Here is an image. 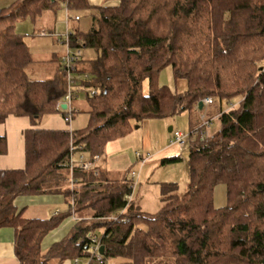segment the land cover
Masks as SVG:
<instances>
[{"label":"trees","instance_id":"trees-1","mask_svg":"<svg viewBox=\"0 0 264 264\" xmlns=\"http://www.w3.org/2000/svg\"><path fill=\"white\" fill-rule=\"evenodd\" d=\"M62 2L71 14L91 19L86 32H69L71 48L95 51L72 72L88 88L89 122L79 130L40 127L50 114L65 115L57 105L67 93L68 74L59 54L36 59L16 30L19 20L35 23L44 12H57ZM168 65L176 79L188 81L185 93L158 84ZM36 68L46 76L33 78ZM85 73L90 77L80 78ZM209 96L227 104L220 127L212 138L188 142V187L178 194L176 183H164L155 214L131 202L120 215L132 179L99 170L71 172L72 144L101 155L110 141L145 119L184 110L193 116ZM11 115L28 116L32 125L24 131L25 167L0 169V228L15 229L20 264L89 260L92 230H103L105 246L103 261L93 264H264V0H120L116 6L13 0L0 10V124ZM190 124L194 128L198 118ZM7 147L0 135V154ZM218 183L227 188L224 207L214 205ZM44 194H63L73 200L75 212H91L90 223L78 222L45 251L44 238L72 209L29 218L15 204L19 196ZM113 214L120 216L108 220Z\"/></svg>","mask_w":264,"mask_h":264},{"label":"rangeland","instance_id":"rangeland-1","mask_svg":"<svg viewBox=\"0 0 264 264\" xmlns=\"http://www.w3.org/2000/svg\"><path fill=\"white\" fill-rule=\"evenodd\" d=\"M13 0H0V10L3 7L11 5ZM62 13V10L60 11ZM74 14V13H73ZM61 15H57L55 18L57 21H63L65 18L60 17ZM73 17V16H72ZM81 21L80 26L83 30L87 31L89 29L91 19L88 15L84 13L80 14ZM43 23L40 21L33 22L31 18H25L19 20L16 24V30L24 34L25 40L30 48V51L33 53V56L37 59H47L50 58L53 54H64L67 52V45L65 43L59 42L52 34H48L46 36L41 35L38 31ZM58 24V23H57ZM59 30L64 31L66 26L64 23H59ZM66 31V30H65ZM81 52L85 58H93L95 56V51L90 48H82ZM37 69V68H36ZM35 70L32 72L33 78H38L39 75L46 76L45 73H38L43 72L41 70ZM37 71V72H36ZM42 77V76H41ZM158 84L160 86L166 85L171 88L172 91L177 93H185L188 89V81L185 78L176 79L172 67L170 65L165 66L162 70H160L158 74ZM144 90H148L147 82L144 83ZM213 97L214 96H209ZM73 105L77 110V118H73L71 121L72 128L71 130H79L83 129L87 126L89 122V113L87 112L86 106V94L84 91H79L78 96L74 99ZM237 102V101H236ZM221 102L217 100L216 107L219 110V105ZM226 103L222 104L225 106ZM213 111L215 108H212ZM204 114L207 118L211 117L212 112L208 109H205ZM213 114H215L213 112ZM61 116L60 113L50 114L46 116L42 120V124L49 119L50 117ZM62 117V116H61ZM152 123V130H158V139L160 144L165 143L168 145L169 150L164 153H156L158 156L153 155L152 153H145L141 147L140 139L142 137V133L144 130L143 123L135 126L127 135L110 141L107 145L113 148L114 153L122 154L127 157V159L118 165V168L115 169L117 172H124L126 169H134L136 171H140L139 177L137 178V184L134 190V193L138 189V184L140 192L142 194L138 197L134 198L135 202H140L141 206L143 207L146 212L150 214H155L161 208L162 202L160 201L161 195V187L164 183H176V193L183 194L187 187L190 180L187 161L189 155V147L188 144L185 147H180L179 145L173 143V136L172 132L169 131L170 126H174L177 128L176 130H180L183 133L190 132V118H189V111L184 110L179 112L173 116H166V117H153L149 118ZM157 125V126H156ZM220 121L218 118H213L210 126L207 128V132L210 134L208 138H212L214 133L219 129ZM201 139V138H200ZM206 139V138H205ZM203 140V139H201ZM157 150V146L153 148L152 152ZM175 154L179 155L181 158L175 162H169L166 164L161 163V157L166 154ZM87 156V153H84ZM79 155H76L78 158ZM121 156V155H120ZM140 157H147L146 162L143 166H139V159ZM155 157V158H154ZM155 159V160H154ZM153 160V161H152ZM141 177V178H140ZM142 184V185H141ZM133 193V197H134ZM162 197V195H161ZM228 203V196H227V188L226 185L223 183H218L214 189V205L215 207H224ZM67 207V203L63 205L62 208ZM37 212L34 206L28 207L25 211V216H33ZM87 263L88 259H85ZM113 260H107L105 264H111ZM99 264V263H95Z\"/></svg>","mask_w":264,"mask_h":264},{"label":"crops","instance_id":"crops-1","mask_svg":"<svg viewBox=\"0 0 264 264\" xmlns=\"http://www.w3.org/2000/svg\"><path fill=\"white\" fill-rule=\"evenodd\" d=\"M91 5L94 6H116L120 3V0H88ZM62 10V13L60 11ZM61 15L60 17L64 16L63 21H57L55 18L57 15ZM78 14H71L69 11V6L67 3L62 2L59 5V8L57 12L54 11H46L44 12L37 21L42 22L43 24L39 28V33L41 31H46L48 34H52L57 41L65 43L60 39V36L65 34L67 32H73L76 30H80L82 32H86L83 30L80 26V20L76 21L74 20V17ZM73 16V17H72ZM36 21V22H37ZM64 23L66 26V31H60L59 29V23ZM58 23V24H57ZM91 25V23H90ZM90 27V26H89ZM47 34V35H48ZM42 35V34H41ZM46 36V35H43ZM66 44V43H65ZM73 49V48H72ZM63 54L60 53L59 56H62ZM48 59V58H47ZM80 78H83L80 77ZM81 91H84L86 94V109L87 112L90 109L89 102L87 99V87H82L80 89ZM216 102L217 100H214V103L212 104H205L203 105L202 109L199 108L196 111L194 110L193 116L190 115L189 113V118L190 122L191 119H196L200 121V118L204 114V110L208 109L211 114V119L213 118H218L220 116L221 111L226 110L227 104L225 106H222L224 102H221L219 105V110H217L218 107H216ZM75 105V104H74ZM75 107V106H74ZM212 108H215L213 111ZM213 112L215 114H213ZM62 116V117H61ZM59 118L57 116L55 117H50L47 119L40 127L42 128H48V129H66V130H71L72 128L71 122L67 121L64 116L61 114ZM78 115H76L75 118H77ZM143 133L142 137L140 139L141 147L144 150L145 153H152L153 155L158 156L156 153H164L169 150L168 145H165V143L160 144L159 139H158V130H152V123L150 119H145L143 121ZM190 129H191V124ZM157 126V125H156ZM31 120L28 116H9L7 120L4 123L0 124V135L1 136H6L7 138V152L5 154H0V169H21L25 167V137H24V131L27 128H31ZM172 128V136H173V131H175L177 128L174 126H170ZM157 146V150L153 151V148ZM87 157H91L89 153H87ZM121 155V156H120ZM175 154H166L161 157V162L162 159L170 156H174ZM155 158V157H154ZM127 157L122 154H117L114 153L113 148L107 146L104 149V152L100 155V158L96 161V172L99 171H106L109 173V176L111 178H119L126 176L129 178V172L132 170L131 168L126 169L124 172H117L115 171L116 168H118L119 164H122ZM155 160V159H154ZM153 161V160H152ZM146 162V161H145ZM145 162L141 165L139 163V166H143ZM147 163V162H146ZM188 163V162H187ZM188 167V166H187ZM139 174L140 171L138 170ZM128 175V176H127ZM141 178V177H140ZM138 184V189L134 193V197L132 199V202L135 204L137 208H139L141 211L146 212V210L143 209L141 206L142 201L140 202H135L134 198L138 197L142 194L140 192ZM142 185V184H141ZM136 187V186H135ZM135 190V189H134ZM160 201L162 202V197L160 195ZM71 202L72 200L68 201L66 197L63 194H44V195H34V196H29V195H22L16 198L15 204L17 208L23 213V216H25V211L28 207L34 206L37 210L36 214L33 216H26L29 218L32 217H39V218H49L58 213L59 211H63L68 209L69 207L71 208ZM67 203V207L62 208L64 204ZM162 206V205H161ZM75 216L77 219H75L72 214L67 217L56 229L51 231L43 240L42 243V249L45 251L47 250L52 244L64 239L71 231L74 230L78 222L81 223H90V217H91V212L89 210H84L81 212H75ZM81 220V221H80ZM86 260L81 259L78 262H76L75 258H66L63 261L58 260L57 258L51 259L47 264H85ZM0 264H20V260L16 256L15 253V229L11 226H5L0 228Z\"/></svg>","mask_w":264,"mask_h":264},{"label":"built area","instance_id":"built-area-1","mask_svg":"<svg viewBox=\"0 0 264 264\" xmlns=\"http://www.w3.org/2000/svg\"><path fill=\"white\" fill-rule=\"evenodd\" d=\"M74 20L78 21L80 20V16L76 15L74 17ZM42 35H47L48 33L46 31H41ZM60 36V39L62 41H64L67 45V52L64 53L61 56V62L64 65V67L66 68L67 74H68V90L66 95L61 99V101L58 103L57 105V109H64L66 111L65 113V119L67 121H71L74 117H76L77 115V110L75 109L74 105H73V101L74 99L78 96L80 89L82 88L79 84V78H75L72 75V72H74V69L76 68L77 63L83 58V54L81 52V49L79 48H71L70 47V33L67 32L65 34L62 35H58ZM84 78H89L90 74L89 73H85L83 75ZM97 90L96 89H91L90 90V94L94 95L96 94ZM203 102L205 104H212L214 103V98L213 97H206L203 99ZM66 104V108H63L62 105ZM212 122L211 118H207L206 115H202L199 121V124L196 125L194 128H192L190 130L189 133H183L180 130H175L173 131V143L179 145L180 147H185L188 142L196 137L201 138V139H205L208 138V136L210 135L207 132V128L210 126V123ZM84 153H86L85 151H83V147H76L75 149H73V144L71 145V155L69 157V166H70V170L71 172H73V170L75 169H82V170H95L97 169L96 166V161L100 158V154H93L91 155V157H87ZM76 155H79L77 159ZM141 159H139L140 164L142 165L147 157H140ZM72 176V173H71ZM139 177V172L132 169L129 172V179H132V190L129 194L126 195V199H127V205L125 206V208L120 212V215L126 211V208L128 207V205L132 202L133 199V191L135 189V186L137 184V178ZM71 187L74 188L76 187V183L75 180L71 177ZM71 209H72V216L77 219V217L75 216V210H74V202L72 200L71 202ZM118 214H113L111 216H109L107 219L108 220H117L119 218ZM103 233V230H98L97 233H95L93 230L89 231L87 233V237L90 241V243L88 244V247L90 249V253H89V260L87 262V264H93L94 262H99L101 263L103 261L104 258V254L100 253V246L101 244V235ZM76 262H78V258H75Z\"/></svg>","mask_w":264,"mask_h":264},{"label":"water","instance_id":"water-1","mask_svg":"<svg viewBox=\"0 0 264 264\" xmlns=\"http://www.w3.org/2000/svg\"><path fill=\"white\" fill-rule=\"evenodd\" d=\"M203 105H204L203 100L199 101V108H200V109H202ZM62 107H63V108H66V104H63ZM137 127H139V126H137ZM172 128H173V127H170V128H169V131H172ZM100 253H102V254L105 253V246H104V245H101V246H100Z\"/></svg>","mask_w":264,"mask_h":264}]
</instances>
